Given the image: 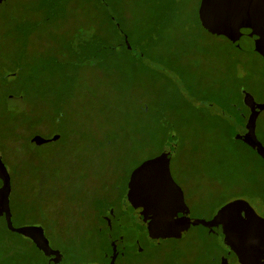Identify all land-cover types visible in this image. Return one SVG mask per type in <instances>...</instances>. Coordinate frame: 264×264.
<instances>
[{
  "label": "rangeland",
  "instance_id": "1",
  "mask_svg": "<svg viewBox=\"0 0 264 264\" xmlns=\"http://www.w3.org/2000/svg\"><path fill=\"white\" fill-rule=\"evenodd\" d=\"M153 1L169 2L7 0L0 6V158L10 178L11 219L15 227H42L53 249L67 254L63 264L84 261L91 227L79 223L81 208L106 186V203L117 210L112 222L128 214L124 195L113 189L120 167L130 173L159 156L170 132L177 138L170 170L191 226L183 239L143 254L131 237V263L240 264L223 244L217 211L241 199L264 218L262 58L205 30L198 16L202 0H176L180 14L151 30L158 23L148 9ZM110 17L136 52L116 47L123 35ZM88 34L101 47L84 61L70 48ZM20 66L33 75L28 90L22 79L8 77ZM11 97H21L26 108L10 110ZM54 136L59 140L31 142ZM125 188L134 193L133 185ZM113 235L123 251L116 227ZM3 237L12 243L23 238L1 230ZM103 241L93 237L90 261L106 260ZM32 249L5 260L0 245V264H44Z\"/></svg>",
  "mask_w": 264,
  "mask_h": 264
},
{
  "label": "water",
  "instance_id": "2",
  "mask_svg": "<svg viewBox=\"0 0 264 264\" xmlns=\"http://www.w3.org/2000/svg\"><path fill=\"white\" fill-rule=\"evenodd\" d=\"M7 0H0V6ZM198 16L205 30L223 36L244 52L257 53L264 64V0H202ZM130 49L127 37L124 39ZM8 77H16V73ZM9 109L23 111V99L8 98ZM33 138L39 145L57 141ZM177 145L174 132L169 133L161 154L135 168L129 178L134 193H125L122 205L131 204L129 218H121L123 239L130 233L140 237L146 246L158 245L169 239L184 238L191 226V211L185 203L184 193L174 181L170 164ZM0 209L8 231L30 238L45 255H50L49 245L42 228L15 227L10 214V178L0 158ZM224 245L237 257L240 264H264V218L258 216L250 205L241 199L223 205L216 213Z\"/></svg>",
  "mask_w": 264,
  "mask_h": 264
},
{
  "label": "trees",
  "instance_id": "3",
  "mask_svg": "<svg viewBox=\"0 0 264 264\" xmlns=\"http://www.w3.org/2000/svg\"><path fill=\"white\" fill-rule=\"evenodd\" d=\"M176 2H177L176 0H169V2L167 4H162V5L156 4V6H154L155 2L153 1V3L150 4L152 6H149L148 9L152 13V15L156 18V19H154V21L158 22L157 25L155 23L153 24L151 30L159 31L158 25L161 23L160 21H163L165 19V17H172L175 14H180L176 8ZM148 5H149V3H148ZM110 21H111V24L113 23V25L115 27V31L118 34H120L121 36L123 35L122 36V42L120 44L116 45V47L117 46L123 47V50L126 52H129V53L130 52H136V50L133 47H132V49L128 50L127 44H125V42H124V38L126 36L123 33L124 31L117 24H115L114 19L112 17H110ZM95 38H96L95 35H92V34H88L87 36L80 35L78 40H77V43L75 45H71L70 51H71L72 55H74L77 58L84 57L83 59H81L84 61H87V59L89 58L90 55H93L95 57V53L98 52V50L101 47V46L99 47L97 45ZM14 73H16V77H12V78L15 81H17V80L20 81L22 79L21 82H24L25 86L27 87V90L31 86L34 85V78H33V75H31L30 70L28 73H24L23 67L20 66V68L15 70ZM1 79H3V77ZM58 92H60V91H58ZM19 96H21V95H19ZM235 140L236 141L239 140V142L243 143L245 146L248 143L246 141V139L236 138ZM137 167H135V168H137ZM122 169H124L123 175L118 176V179H117L116 184H115V188H113L114 190L120 189L121 196H123L124 193L126 192L125 187H126V185H128L130 175H131L132 171L134 170L133 169L130 173H127V171H125L126 167L121 166L119 171H121ZM120 178L122 181L120 180ZM106 190H107L106 186L102 187V193L101 194L98 193L99 196L93 198L91 203L88 205V207L85 210H83V207H82L81 211L79 212V215H78L79 221H80L79 223H86V224H88V226L91 227L90 229L85 230V232L88 233V236L94 235V238L95 237L99 238L100 244L105 238L108 237L107 232H110L109 229L111 228L110 226L112 225L111 224L112 222L110 221V219L112 217V214L113 213L115 214V211H117L115 208H113L114 205H109L106 203V199H107V197L105 196L107 194ZM95 214H97V215H95ZM0 215H1L2 222H3V227H0V231L3 230V232L12 233V232L8 231V229L6 227L4 216H3L1 209H0ZM74 225L75 224L71 225V227H73ZM49 228L50 227L48 226L47 229L49 230ZM106 242L107 241L105 239L103 241V244L100 246L101 247L104 246L106 244ZM30 244L31 243L28 240H25L23 238H22L21 243H16V242L12 243V242L4 239V237L2 239L0 238V245L5 246V250H4V253L6 254V256L4 258L5 260L9 259L8 257H10L12 253H14V254L16 253L18 256L21 253H26L27 249L31 248ZM84 249L85 250L83 251L82 255H86L88 253V250L91 249V247L87 249V244H86V246H84ZM104 249H106V251H107L106 246ZM104 249H103V251H104ZM33 251L35 252V250H33ZM229 251L231 252V250H229ZM38 256H40V255H38ZM2 260H3V258H2Z\"/></svg>",
  "mask_w": 264,
  "mask_h": 264
},
{
  "label": "flooded vegetation",
  "instance_id": "4",
  "mask_svg": "<svg viewBox=\"0 0 264 264\" xmlns=\"http://www.w3.org/2000/svg\"><path fill=\"white\" fill-rule=\"evenodd\" d=\"M11 189V187H10ZM127 211H128V214H120L118 215L116 218H115V223L112 222V219H110V222L112 225L110 226L111 228L109 229L110 232H107V242L106 244L104 245V248L106 246L107 248V251L106 249H104V251L101 253L100 251V245L97 247V250L101 253V258H106V260L104 259V261L102 263H99V262H95V261H90L88 259L89 255H82L83 258H80V259H83L84 261L81 263V264H146V263H131L130 262V256L129 254L132 253V247L131 245L129 244V239L131 237H133L134 239H136L138 241V246L136 248V251L137 252H141L142 254L145 252V250L147 248H152V247H157V246H161L163 243H160L158 245H149V246H146L142 239L140 237H138L137 235H135L134 233H130L126 239H123V236H122V226L119 224V220L121 218H124V219H127L129 218L130 216V213H131V204H129L128 206H123ZM4 216V215H3ZM114 215L112 214V217ZM115 217V216H114ZM4 220H5V217H4ZM6 224V222H5ZM22 227V226H21ZM34 227H39V228H42L40 226H34ZM115 227L117 228L118 230V233H119V243L121 244V246H123V251H120L119 248L116 247V242H117V239L116 237L113 235V232H114V229ZM220 228V234H221V227ZM108 229V228H107ZM42 231H43V235L45 237V230L42 228ZM13 233V232H12ZM17 234V233H16ZM19 235V234H18ZM21 236V235H20ZM23 237V236H21ZM93 237L94 235H89L88 236V244H87V249L92 247V241H93ZM115 237V238H114ZM23 239L25 240H28L31 244V248L32 246L34 247V250L39 252L40 255H42V259H43V263L44 264H63L64 261H65V258H68L67 257V254L62 250V251H57L56 249H53V247L51 246V244H49V241L48 242V245H49V253L50 255H45L44 252L40 249V247L36 244L35 241H33L32 239L30 238H26V237H23ZM46 239V238H45ZM74 241V244L75 245H80L79 241L77 240H73ZM60 242H63V241H60ZM224 244V243H223ZM115 247V252H113V248ZM125 247V249H124ZM229 249V248H228ZM84 247H82V252L84 251ZM230 250V249H229ZM135 251V252H136ZM233 254V253H232ZM234 255V254H233ZM235 256V255H234ZM79 258V256H76ZM235 258L237 259V257L235 256ZM86 259V260H85ZM238 261V259H237ZM239 262V261H238ZM240 263V262H239Z\"/></svg>",
  "mask_w": 264,
  "mask_h": 264
}]
</instances>
